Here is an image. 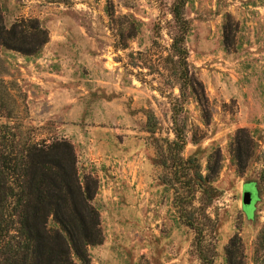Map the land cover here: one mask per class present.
<instances>
[{
	"label": "rangeland",
	"instance_id": "374dc122",
	"mask_svg": "<svg viewBox=\"0 0 264 264\" xmlns=\"http://www.w3.org/2000/svg\"><path fill=\"white\" fill-rule=\"evenodd\" d=\"M174 4L0 0L7 28L35 20L48 34L33 57L0 48V137L16 151L72 144L80 178L97 182L103 241L89 264H226L233 238L254 264L264 232V0H186L183 36ZM181 37L184 71L172 51ZM176 128L182 152L171 146ZM239 130L252 140L243 172L232 153ZM216 152L203 199L174 174V159L195 160L206 176ZM249 182L254 221L241 206Z\"/></svg>",
	"mask_w": 264,
	"mask_h": 264
},
{
	"label": "trees",
	"instance_id": "16d2710c",
	"mask_svg": "<svg viewBox=\"0 0 264 264\" xmlns=\"http://www.w3.org/2000/svg\"><path fill=\"white\" fill-rule=\"evenodd\" d=\"M185 3L186 0H175L171 12L174 23L182 31L181 36L187 27L183 18ZM183 38L174 39L172 44L182 71L186 69ZM47 42V32L35 20H20L7 28L0 11V48L3 50L33 57ZM173 132L175 141L171 146L182 152L183 130L176 128ZM251 148L252 140L245 131L239 130L232 150L238 172L246 169ZM215 157L212 166L210 161ZM174 161V174L204 199L210 178L220 170L219 152L209 157L206 176L199 172L195 160L186 161L177 156ZM190 164L194 170L191 177ZM96 189L94 179L80 178L76 154L68 141L27 144L16 151L13 141L0 137V264H89V248L103 241L99 213L92 205ZM193 199L190 197V201ZM182 220L186 227L195 229L190 218ZM225 255L226 264H245L238 238L230 240ZM254 255V264H264V232L257 237Z\"/></svg>",
	"mask_w": 264,
	"mask_h": 264
},
{
	"label": "water",
	"instance_id": "95a60500",
	"mask_svg": "<svg viewBox=\"0 0 264 264\" xmlns=\"http://www.w3.org/2000/svg\"><path fill=\"white\" fill-rule=\"evenodd\" d=\"M258 200L259 197H258L257 184L254 182L247 183L244 186L241 195V206L247 221H254L256 219L253 213L254 212L253 206L256 202H258Z\"/></svg>",
	"mask_w": 264,
	"mask_h": 264
}]
</instances>
